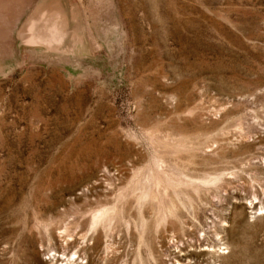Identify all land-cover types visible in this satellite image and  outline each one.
Masks as SVG:
<instances>
[{"label": "rangeland", "instance_id": "1", "mask_svg": "<svg viewBox=\"0 0 264 264\" xmlns=\"http://www.w3.org/2000/svg\"><path fill=\"white\" fill-rule=\"evenodd\" d=\"M263 210L264 0H0V264H264Z\"/></svg>", "mask_w": 264, "mask_h": 264}, {"label": "bare ground", "instance_id": "2", "mask_svg": "<svg viewBox=\"0 0 264 264\" xmlns=\"http://www.w3.org/2000/svg\"><path fill=\"white\" fill-rule=\"evenodd\" d=\"M44 6H48L50 10L47 8L43 12ZM34 13L35 18L30 22V33L27 36L31 42L45 43L50 46L52 43L59 42L62 36H65L63 18L59 14L56 2L51 1L46 5L41 4ZM43 19L48 20L46 23H49V25L45 26Z\"/></svg>", "mask_w": 264, "mask_h": 264}]
</instances>
